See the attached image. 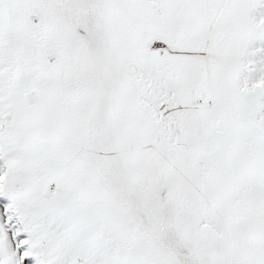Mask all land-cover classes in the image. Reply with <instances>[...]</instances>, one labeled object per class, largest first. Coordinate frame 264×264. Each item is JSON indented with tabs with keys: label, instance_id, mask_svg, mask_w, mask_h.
<instances>
[{
	"label": "snow or ice",
	"instance_id": "snow-or-ice-1",
	"mask_svg": "<svg viewBox=\"0 0 264 264\" xmlns=\"http://www.w3.org/2000/svg\"><path fill=\"white\" fill-rule=\"evenodd\" d=\"M0 264H264V0H0Z\"/></svg>",
	"mask_w": 264,
	"mask_h": 264
}]
</instances>
